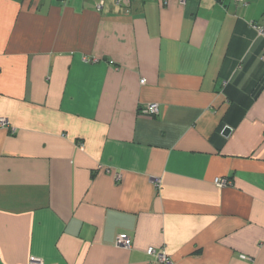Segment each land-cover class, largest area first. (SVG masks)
<instances>
[{
    "label": "crops",
    "instance_id": "1",
    "mask_svg": "<svg viewBox=\"0 0 264 264\" xmlns=\"http://www.w3.org/2000/svg\"><path fill=\"white\" fill-rule=\"evenodd\" d=\"M253 25L264 0H0V264H264Z\"/></svg>",
    "mask_w": 264,
    "mask_h": 264
},
{
    "label": "built area",
    "instance_id": "2",
    "mask_svg": "<svg viewBox=\"0 0 264 264\" xmlns=\"http://www.w3.org/2000/svg\"><path fill=\"white\" fill-rule=\"evenodd\" d=\"M130 0H115L116 5H126L128 4ZM256 31L260 36L264 38V27L253 25ZM261 58L264 60V50L262 51ZM143 83L144 80H141ZM140 111L155 116L158 113V105L155 102L148 103L140 108ZM8 121L6 118L1 117L0 118V126L1 127H8ZM82 147V145H80ZM158 182V181H157ZM214 183L219 187H224L229 184V181L225 178L216 177L214 179ZM115 244L117 246L129 249L131 247V239L128 235L124 233H119L115 236ZM146 253L148 256L152 258L157 264H173L172 259L169 257V255L166 253V251L162 249H157L154 247H148L146 250ZM26 264H43V261L41 258L36 256H30L28 258V261Z\"/></svg>",
    "mask_w": 264,
    "mask_h": 264
},
{
    "label": "water",
    "instance_id": "3",
    "mask_svg": "<svg viewBox=\"0 0 264 264\" xmlns=\"http://www.w3.org/2000/svg\"><path fill=\"white\" fill-rule=\"evenodd\" d=\"M228 132H229V128H228V127H225V128L223 129V134H224V135H227Z\"/></svg>",
    "mask_w": 264,
    "mask_h": 264
}]
</instances>
